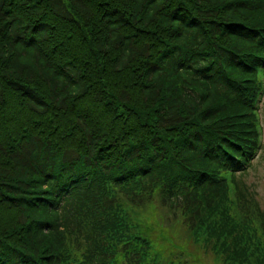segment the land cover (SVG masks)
Here are the masks:
<instances>
[{"label":"trees","instance_id":"trees-1","mask_svg":"<svg viewBox=\"0 0 264 264\" xmlns=\"http://www.w3.org/2000/svg\"><path fill=\"white\" fill-rule=\"evenodd\" d=\"M263 93L264 0H0V264H264Z\"/></svg>","mask_w":264,"mask_h":264},{"label":"rangeland","instance_id":"rangeland-1","mask_svg":"<svg viewBox=\"0 0 264 264\" xmlns=\"http://www.w3.org/2000/svg\"><path fill=\"white\" fill-rule=\"evenodd\" d=\"M260 106L262 107V115L264 117V95L262 96V99L259 102V109H260ZM256 168H259L258 178L256 177V174H255V176H253V174H250L249 180H252L256 184H258V190H257L258 196H259L258 199H260L261 203L264 204V157L257 164ZM163 228L165 229V231L167 232V235L169 236V238H171V241L174 244H175V242L177 243L179 241L180 234H177L176 230L173 231L172 227L169 224H164ZM174 237H175V239H174ZM204 259H207V258H204Z\"/></svg>","mask_w":264,"mask_h":264}]
</instances>
